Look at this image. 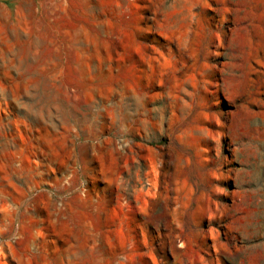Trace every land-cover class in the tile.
Here are the masks:
<instances>
[{
    "label": "rangeland",
    "instance_id": "374dc122",
    "mask_svg": "<svg viewBox=\"0 0 264 264\" xmlns=\"http://www.w3.org/2000/svg\"><path fill=\"white\" fill-rule=\"evenodd\" d=\"M0 264H264V0H0Z\"/></svg>",
    "mask_w": 264,
    "mask_h": 264
}]
</instances>
